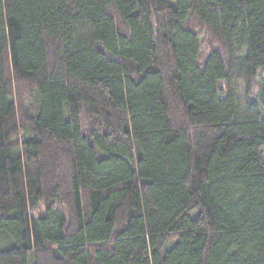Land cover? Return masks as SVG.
<instances>
[{
  "label": "trees",
  "instance_id": "1",
  "mask_svg": "<svg viewBox=\"0 0 264 264\" xmlns=\"http://www.w3.org/2000/svg\"><path fill=\"white\" fill-rule=\"evenodd\" d=\"M0 264H264V0H0Z\"/></svg>",
  "mask_w": 264,
  "mask_h": 264
}]
</instances>
